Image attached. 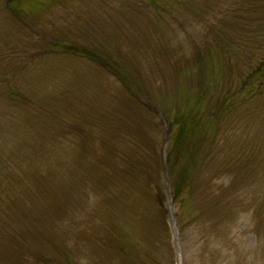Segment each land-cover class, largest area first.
<instances>
[{"label": "rangeland", "instance_id": "1", "mask_svg": "<svg viewBox=\"0 0 264 264\" xmlns=\"http://www.w3.org/2000/svg\"><path fill=\"white\" fill-rule=\"evenodd\" d=\"M258 64L264 0H0V264H264Z\"/></svg>", "mask_w": 264, "mask_h": 264}, {"label": "trees", "instance_id": "2", "mask_svg": "<svg viewBox=\"0 0 264 264\" xmlns=\"http://www.w3.org/2000/svg\"><path fill=\"white\" fill-rule=\"evenodd\" d=\"M256 73L263 74L264 72V67L261 64H258V66L254 70ZM249 80V79H248Z\"/></svg>", "mask_w": 264, "mask_h": 264}]
</instances>
